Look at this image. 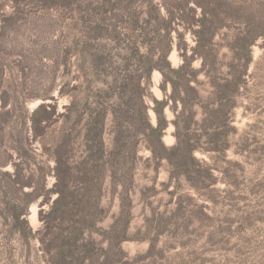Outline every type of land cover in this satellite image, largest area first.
<instances>
[{"label": "rangeland", "instance_id": "1", "mask_svg": "<svg viewBox=\"0 0 264 264\" xmlns=\"http://www.w3.org/2000/svg\"><path fill=\"white\" fill-rule=\"evenodd\" d=\"M110 1L102 6V0H20L18 21L9 22L0 33V264H49L50 256L55 264L61 249V241L55 236L63 225L57 226L55 221L46 235L52 240L49 256L36 237L23 238L8 213L11 206L21 207L23 192L39 186L35 170L38 162L49 169L54 163L47 153L43 154L41 141L33 135V110L39 104H51L56 115L61 114L71 99L90 95L88 84L97 86L102 79L122 75L113 67L127 47L137 46L144 52L141 41L148 46L156 44L152 26L156 11L150 14L149 21L140 0H121V7L131 3L126 11H120L116 7L119 5ZM154 1L160 5L162 15L167 14L164 6L174 7L173 0ZM96 3L101 6L98 19L89 18L88 7ZM190 6L195 4L190 2L187 7ZM13 9V0H0V25ZM184 9L177 10L170 31L173 48L169 59L176 67L184 60L182 52L189 55L196 43L192 31L196 23L184 27L179 24L180 19L187 20ZM194 14L198 17L199 8ZM87 19L90 21L85 23ZM220 20L217 34L205 51L213 64L212 73L217 75L237 63L227 43L245 27L231 18ZM94 53L98 60L91 64L89 54ZM200 66L201 57H194L191 67ZM121 70L125 74L126 70ZM197 79L196 86L205 96L211 88L209 79L205 72L199 73ZM160 83L161 74L155 70L151 85L142 96L145 105H153L151 94L157 98L166 96ZM166 93H170L169 86ZM130 98L132 123L138 134L144 130V125L135 120L141 101L134 93ZM194 109L193 127L203 134L202 109L198 105ZM165 113L168 120L174 118L172 108L166 107ZM148 114L154 121L151 108ZM53 120L51 116L40 125L47 144L57 124ZM110 126L108 114L106 141L111 136ZM173 132L174 126L169 123L163 135L168 146L175 142ZM200 137L201 148L195 150L200 166L193 179L184 175L171 177L166 160L160 161L156 170L155 162L148 158L150 150L140 139L130 194L132 219L127 230L129 238L121 243L123 252L111 251L108 256L105 253V230L119 211V198L106 191L102 203L108 213L95 226L85 229L87 238L94 242L87 245L86 261L73 263L103 264L106 259L105 264H264V35L251 46V61L227 127L228 146L223 151L208 150L210 144L205 142V135ZM21 147L28 155L18 151ZM15 164L21 167V177L4 175L5 171L13 172ZM45 179L46 188H51L53 172ZM105 183L109 184L108 178ZM35 190L41 191L40 187ZM49 202L37 199L27 207L24 216L34 231L41 225L40 209H46Z\"/></svg>", "mask_w": 264, "mask_h": 264}, {"label": "trees", "instance_id": "2", "mask_svg": "<svg viewBox=\"0 0 264 264\" xmlns=\"http://www.w3.org/2000/svg\"><path fill=\"white\" fill-rule=\"evenodd\" d=\"M13 1V12L0 25L1 35L9 22L15 24L18 21L20 0ZM102 1V6L111 2ZM113 2V5H119L116 7L120 11H126L131 5L127 3L121 7V0ZM190 2L195 6L187 7ZM140 3L141 7H146L143 13L147 20L151 21L150 14L157 12L152 22L156 31V44L148 46L147 42L141 41L145 44L144 52H140L137 46L127 47L113 67L122 75L118 78V74H114L109 79H102L97 86L88 84L87 91L90 95L80 100L71 99L61 114L56 115L54 105L39 104L30 116L34 137L39 138L43 154L47 153L54 163L49 169L40 166L38 162L35 170L39 186L23 192L21 207L11 206L8 213L11 220L18 225L23 238L36 237L47 255L50 254L48 247L52 244V240L46 238L50 227L55 226V221L57 226L63 225L60 233L57 232L55 236L61 241L55 264L86 261V248L93 240L87 238L85 229L95 226L99 219L107 215L108 207L102 203L106 191L112 197L119 198V211L105 230L108 241L105 253L108 256L111 251L114 254L123 252L121 243L129 238L127 230L132 219L133 200L130 194L135 179L137 145L140 139L145 141L150 150L148 158L155 162V169L157 170L160 161L166 160L170 166V176L174 178L184 175L193 179L199 172L197 168L200 161L195 150L201 148V135H205V142L210 144L208 150L223 151L228 146L227 127L232 122L237 93L244 83V75L251 61V46L257 37L264 35V0H173V9L164 6L167 9L166 15L161 14L160 5L154 0H140ZM100 8L98 3L88 7L90 12L87 16L98 19L96 16ZM182 8H185L187 20L184 22L180 19L179 24L184 27L196 23V28L192 30L196 43L189 55L182 52L184 60L176 67L169 59L173 48L170 31L177 10ZM196 8H199V14L195 18ZM223 18H231L245 27L233 34L227 43L237 63L233 66L231 64L227 72L217 75L212 73L213 64L207 60L205 51L217 34V27ZM88 20L90 21L87 19L85 23ZM125 31L129 32V29ZM178 35L182 37L181 33ZM180 48L185 49L182 45ZM89 55L91 64H95L98 54ZM196 56L201 57V66L193 68L191 61ZM131 65L133 66L129 70ZM121 69L126 70L125 74ZM155 70L161 74L159 86L166 96L157 98L151 94L153 105L148 106L143 103L142 96L147 86L151 85ZM201 72H205L211 85L205 96L195 83L198 82L197 75ZM167 86L170 87L169 94L166 93ZM131 93L141 101L135 120L144 125V130L138 134L132 123L134 114ZM197 105L204 115L201 120V125H204V129L201 128L203 134L197 133L193 127L196 123L194 107ZM178 106L179 110L176 109ZM166 107L175 112L171 120H168L165 113ZM148 108L154 112V121L148 114ZM108 114L111 115V136L106 141L104 134ZM51 116H54L53 122L57 124L53 126L50 133L52 139L47 144L43 140V126L40 125ZM169 123L174 126L175 142L168 146L163 141V135ZM18 151L27 154V150L22 147ZM50 171L53 172L55 180L51 188H46L45 178ZM4 175H14L18 179L21 177V167L18 168L15 164L14 171H5ZM107 178L109 184L106 186ZM39 187L40 192L35 190ZM37 199L50 202L46 209H40L41 225L34 231L24 214L29 204ZM48 262L54 263L51 256ZM102 263H107L106 259Z\"/></svg>", "mask_w": 264, "mask_h": 264}, {"label": "bare ground", "instance_id": "3", "mask_svg": "<svg viewBox=\"0 0 264 264\" xmlns=\"http://www.w3.org/2000/svg\"><path fill=\"white\" fill-rule=\"evenodd\" d=\"M173 55V54H172ZM170 129V128H169Z\"/></svg>", "mask_w": 264, "mask_h": 264}]
</instances>
